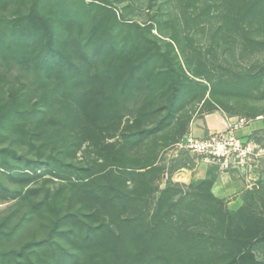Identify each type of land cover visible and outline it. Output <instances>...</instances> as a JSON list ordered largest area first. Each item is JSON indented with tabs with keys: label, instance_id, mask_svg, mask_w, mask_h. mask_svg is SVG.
<instances>
[{
	"label": "trees",
	"instance_id": "16d2710c",
	"mask_svg": "<svg viewBox=\"0 0 264 264\" xmlns=\"http://www.w3.org/2000/svg\"><path fill=\"white\" fill-rule=\"evenodd\" d=\"M8 1L0 0V7ZM180 2L185 38L194 40L188 29L192 23L219 16L229 29L243 31L246 45L264 50V39L246 31L264 24V0ZM171 39L162 40L148 27L129 22L96 1L36 0L26 13L0 15V54L33 63L41 91L40 107L26 110L20 102L3 103L0 87V134L20 132L25 119L43 125L38 132L41 143L32 142L37 159L24 161L16 149L3 147L0 165L13 177L23 176L22 182L39 175L42 168L63 179L64 173L72 172L78 180L72 184L74 194L80 192L95 203L87 212L76 208L72 196L64 201L55 194L33 202L40 188L23 192L0 184L4 199H18L16 210L0 222V240L16 237L37 212L53 215L46 236L0 248V264H264L253 252L254 245L264 242L260 190H249L251 200L245 197L247 204L236 211L225 209L213 195L209 179L189 185L187 192L186 184L169 181L152 214L144 198L159 190L163 169L155 160L159 147L179 143L187 134L180 114L188 101L202 98L209 89L213 95L249 97L261 89L264 94V64L236 69L213 60L212 50L204 46L182 47L178 33ZM136 96L141 99L127 114V102ZM57 105L69 113L56 119L51 115L50 123L48 115ZM65 131L72 144L86 135H121L133 149L153 137L164 142L154 143L150 160L127 166L122 176L111 171L83 176L74 164L54 154L56 146L48 152L53 139L66 137ZM194 162L186 153L179 165L192 167ZM124 176L141 177L143 193L124 192ZM137 203L136 214H121ZM22 210L13 221L14 213ZM201 218L211 223L215 234L183 229V222Z\"/></svg>",
	"mask_w": 264,
	"mask_h": 264
},
{
	"label": "rangeland",
	"instance_id": "374dc122",
	"mask_svg": "<svg viewBox=\"0 0 264 264\" xmlns=\"http://www.w3.org/2000/svg\"><path fill=\"white\" fill-rule=\"evenodd\" d=\"M36 0H11L1 5L0 15L15 17L20 13H26L34 5ZM96 1L105 4L116 10L118 15H124L129 22L139 23L151 29L152 33L162 40L171 41V36L175 33L180 35V44L188 48L193 43L204 46L213 52V60L236 69H254L258 65L264 64V50L253 45L245 44V37L242 30L229 29L223 25L219 16L204 17L200 24L192 23L188 29L191 30L193 41L185 38L183 30L186 25L182 18V8L180 0H86ZM160 4H164L160 9ZM220 26H223L222 28ZM247 28V27H246ZM163 34L160 33V30ZM217 30L222 32H218ZM254 37L264 39V24L247 28ZM245 31V32H246ZM200 79V78H198ZM0 87L3 103L20 102L23 109L32 110L40 107L38 99L41 93L36 84V74L33 63H22L10 55L0 54ZM210 88V86H209ZM140 97H132L127 102V114H131ZM220 112L230 122L227 129L221 132L211 133L208 131L205 118L206 115ZM69 112L62 106H55L53 114L48 115L52 119L66 117ZM187 130V134L179 143L161 146L158 149L156 164L163 167L160 178L157 180L159 190L152 194L144 195L151 204V214L157 207V201L162 194V190L167 187L169 181L186 184L183 191L187 192L193 183L209 179L213 182L211 192L214 196L223 201L225 209L236 211L251 200L252 194L249 190L258 189L264 196V94L263 89L255 91L249 97L226 96L220 93L211 94L210 89L202 98L193 99L184 105L180 114ZM128 117V116H127ZM125 117V120L126 118ZM218 127H222V120L217 117ZM220 119V120H219ZM48 125V124H47ZM43 129V125L37 126L33 119H25L20 132L5 130L0 134V148L11 147L18 151L23 160H35L38 153L34 144L39 145L41 138L38 132ZM29 131L36 132V136L28 134ZM171 131V130H170ZM65 138L61 140L58 135L52 140L49 147L55 149V155H62L66 162L72 163L76 170L83 176L87 174H103L113 172L116 176H122L121 172L127 166H140L148 160L154 151V143L161 138H150L140 148L133 149L124 144L121 135L114 138L89 137L78 139L71 143L69 134L65 131ZM224 134V135H223ZM162 135V134H160ZM21 136V137H18ZM213 136L221 138L225 136L228 144L219 148L202 147L203 142L211 140ZM164 138V137H162ZM156 139V140H155ZM161 142V143H160ZM164 141H159L162 144ZM126 147V148H125ZM188 153L194 159V165L180 167L179 160ZM89 169L88 171H86ZM31 172V171H29ZM56 172V171H55ZM39 175H34L33 179L22 182L23 176H11L9 171L0 165V184L12 189H22L27 191L29 187L40 188L38 196L32 197L33 202L49 196L51 199L55 194L60 200L74 197L76 208H82L89 212L94 208L95 203L80 192L73 190L72 184L77 180L76 174L72 172L64 173L67 179L54 176L49 170L39 169ZM77 173V174H78ZM33 174V173H30ZM36 174V173H35ZM63 174V172L61 173ZM127 181L121 180L124 192L139 196L143 193V180L141 177L131 179L124 176ZM18 199H4L0 195V222L6 216L16 210ZM31 202V201H30ZM29 203V201H28ZM32 203V202H31ZM261 204V203H260ZM31 205L25 207L28 210ZM139 203L127 206L126 211L121 214L131 216L139 210ZM23 210L14 213L12 220L16 221L23 214ZM43 210L41 211V213ZM35 214V213H34ZM50 214V215H49ZM54 214V213H53ZM49 211L39 215L37 212L34 218L22 229L14 238L0 240V248H8L21 243L24 240L44 237L48 234L51 222ZM53 216V215H52ZM192 232H204L207 235L215 234V228L203 218L199 220H188L182 224ZM254 254L259 261L264 263V242H260L253 247Z\"/></svg>",
	"mask_w": 264,
	"mask_h": 264
},
{
	"label": "crops",
	"instance_id": "0c3cea01",
	"mask_svg": "<svg viewBox=\"0 0 264 264\" xmlns=\"http://www.w3.org/2000/svg\"><path fill=\"white\" fill-rule=\"evenodd\" d=\"M217 117H219L222 120V123H223L222 127H218L217 122H216L218 119ZM205 122H206L208 131H210L211 133L221 132L223 130H226L230 123L228 119L225 118V116H223L220 112H215V113L206 115Z\"/></svg>",
	"mask_w": 264,
	"mask_h": 264
},
{
	"label": "built area",
	"instance_id": "2783aa9c",
	"mask_svg": "<svg viewBox=\"0 0 264 264\" xmlns=\"http://www.w3.org/2000/svg\"><path fill=\"white\" fill-rule=\"evenodd\" d=\"M225 139H226L225 136H224V138L223 137L218 138L217 136H213L211 138V140H208L207 142H203L201 144V146L204 148L205 147H214V146L218 147V149L223 148L228 144L227 140H225Z\"/></svg>",
	"mask_w": 264,
	"mask_h": 264
}]
</instances>
